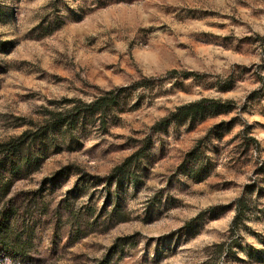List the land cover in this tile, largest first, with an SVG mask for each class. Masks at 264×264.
Returning <instances> with one entry per match:
<instances>
[{
    "label": "rangeland",
    "instance_id": "rangeland-1",
    "mask_svg": "<svg viewBox=\"0 0 264 264\" xmlns=\"http://www.w3.org/2000/svg\"><path fill=\"white\" fill-rule=\"evenodd\" d=\"M118 88L4 161L0 264H264V0H0V144Z\"/></svg>",
    "mask_w": 264,
    "mask_h": 264
},
{
    "label": "trees",
    "instance_id": "trees-1",
    "mask_svg": "<svg viewBox=\"0 0 264 264\" xmlns=\"http://www.w3.org/2000/svg\"><path fill=\"white\" fill-rule=\"evenodd\" d=\"M173 74H180L186 77L201 76V74L194 72H173ZM147 83H149V80L143 79L137 82L135 86H145L147 85ZM123 91V88L112 90L94 99L92 102H85L82 100H66L68 108L63 111H52L50 118L46 120L43 125L38 128V130H26L19 137L11 139L6 143L0 144V170L2 169L4 161L6 159L10 160L15 165L16 162L12 160L16 161V159H18L20 160V163H17L18 165L31 166L35 162V158L34 156L30 155L29 152H26L24 150L25 146L29 142H39L40 144H44L47 136L53 129H61L63 127L74 129L75 127H78L77 125L81 119L87 118L88 116H93L98 113H105L108 109L112 108L115 104L118 103L119 97ZM234 105V102L231 101L223 102L217 99L204 98L177 108L168 117L163 118L159 123H157L154 126V129L160 130L178 118L205 119L206 117L215 115L217 113L229 112ZM253 141V138L248 139L249 143ZM131 160L132 157L126 160V162L122 166L115 168L112 174L107 179L116 178L117 175L122 172L124 167L131 162ZM9 193V182L1 175L0 171V204H2V206L4 207L3 215L1 216L2 228L8 227L10 218L14 211V204L12 199L7 201ZM5 233L6 234H4L3 237L0 235L3 243L4 240H6V237H8L7 232Z\"/></svg>",
    "mask_w": 264,
    "mask_h": 264
}]
</instances>
